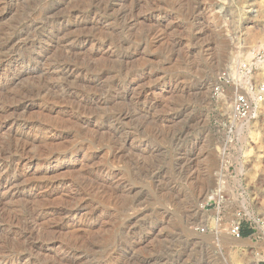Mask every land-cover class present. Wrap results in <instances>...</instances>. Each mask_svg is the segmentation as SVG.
<instances>
[{
  "label": "rangeland",
  "instance_id": "1",
  "mask_svg": "<svg viewBox=\"0 0 264 264\" xmlns=\"http://www.w3.org/2000/svg\"><path fill=\"white\" fill-rule=\"evenodd\" d=\"M0 59V264H264V0H0Z\"/></svg>",
  "mask_w": 264,
  "mask_h": 264
},
{
  "label": "built area",
  "instance_id": "2",
  "mask_svg": "<svg viewBox=\"0 0 264 264\" xmlns=\"http://www.w3.org/2000/svg\"><path fill=\"white\" fill-rule=\"evenodd\" d=\"M247 68H241L240 64H233V66L229 69L223 70L216 79V84L214 88V97L220 100L224 93V90L229 87H234L236 89V93L234 96V101L232 102L230 117H229V125L224 126V137L225 142L222 145L220 153L222 156H226L231 152V149L235 143L237 131L238 129L244 125L249 119L253 112V102L250 99L249 95L240 91V83L242 75L245 73ZM220 129L219 125L217 126ZM222 129V128H221ZM220 178L223 177V173L219 174ZM210 204H214L215 208L218 211H221L222 206L225 202V195L222 191V188L219 187L217 190L213 191L212 195L209 197ZM243 214L239 212L232 222V225L229 229V233L231 237L237 240L243 239ZM257 226L262 225V237L264 238V214L261 219L259 218L257 221Z\"/></svg>",
  "mask_w": 264,
  "mask_h": 264
},
{
  "label": "bare ground",
  "instance_id": "3",
  "mask_svg": "<svg viewBox=\"0 0 264 264\" xmlns=\"http://www.w3.org/2000/svg\"><path fill=\"white\" fill-rule=\"evenodd\" d=\"M198 19H200V18H198ZM6 57V56H5ZM4 57V58H5ZM7 58H9V57H7ZM15 58V57H14ZM10 59H12V58H10ZM9 59V60H10ZM28 60V59H27ZM0 61H1V59H0ZM28 62H30V61H28ZM2 63V62H1ZM226 101V100H225ZM230 108V107H229ZM26 149H27V147H26V145L25 144H23V143H20V144H17V146H16V148H15V152H16V155H19V156H23L24 155V153L26 152ZM13 184L15 185L16 184V180L15 181H13ZM30 225H31V227L33 228V229H35L34 228V224L33 223H28L27 224V228H29L30 227ZM32 232H33V230H32ZM220 236V235H219ZM218 236V237H219ZM221 237H219L218 238V240L220 239ZM225 238V237H224ZM222 239V238H221ZM222 243H224L225 242V240H224V242L223 241H221Z\"/></svg>",
  "mask_w": 264,
  "mask_h": 264
},
{
  "label": "trees",
  "instance_id": "4",
  "mask_svg": "<svg viewBox=\"0 0 264 264\" xmlns=\"http://www.w3.org/2000/svg\"><path fill=\"white\" fill-rule=\"evenodd\" d=\"M251 234H252V232H250V231H246V230H243V232H242V237H243V238H247V237H249Z\"/></svg>",
  "mask_w": 264,
  "mask_h": 264
},
{
  "label": "crops",
  "instance_id": "5",
  "mask_svg": "<svg viewBox=\"0 0 264 264\" xmlns=\"http://www.w3.org/2000/svg\"><path fill=\"white\" fill-rule=\"evenodd\" d=\"M243 230H246V231H250V232H252L249 228H247V229H243ZM253 233V232H252ZM253 236V234H251L249 237H252Z\"/></svg>",
  "mask_w": 264,
  "mask_h": 264
}]
</instances>
